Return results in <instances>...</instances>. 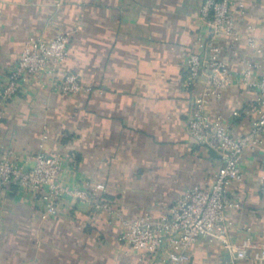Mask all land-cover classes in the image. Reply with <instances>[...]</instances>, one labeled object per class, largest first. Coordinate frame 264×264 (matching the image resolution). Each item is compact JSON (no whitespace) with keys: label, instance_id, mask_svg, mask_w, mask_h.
Wrapping results in <instances>:
<instances>
[{"label":"crops","instance_id":"0c3cea01","mask_svg":"<svg viewBox=\"0 0 264 264\" xmlns=\"http://www.w3.org/2000/svg\"><path fill=\"white\" fill-rule=\"evenodd\" d=\"M204 0H0V84L26 41L70 33L62 70L91 91L61 92L53 77H31L0 120V154L43 152L68 158L67 186L104 184L109 213L66 198L55 216L46 203L17 189L0 191V264H159L121 241L126 220L157 217L193 185L207 186L221 167L199 144L188 121L201 83L186 88L187 54L203 31ZM240 41H221L232 71L264 70V0H248L236 26ZM257 40L252 48L246 35ZM260 111L256 89L232 86L208 106L213 122L246 135ZM48 135V139L43 137ZM242 181L231 195L222 238L264 242V145L247 151ZM257 250L236 259L227 245L202 239L189 264H257Z\"/></svg>","mask_w":264,"mask_h":264},{"label":"built area","instance_id":"2783aa9c","mask_svg":"<svg viewBox=\"0 0 264 264\" xmlns=\"http://www.w3.org/2000/svg\"><path fill=\"white\" fill-rule=\"evenodd\" d=\"M248 0H204L198 20L203 31L199 35L196 52L187 54L186 88L199 83L200 93L195 97L188 121L189 132L201 145L215 151L221 167L210 185H193L184 195L166 206L157 217L126 220L121 241L136 251L141 258L156 256L159 264H189L191 252L202 239L214 242L220 239L234 253L236 259L247 260L251 250H257V264H264V242L254 243L247 238L241 244L230 245L221 234L227 224L228 213L239 207L231 197L242 181V164L247 151L264 145V70L246 68L232 71L224 57L221 44L225 38L240 41L236 26L245 13ZM246 41L255 48L256 38L248 33ZM70 33H58L49 38L33 37L24 49L8 77L0 84V120L5 108L15 100L21 86L31 77H53L63 94L88 93L91 88L80 77L62 70L69 56ZM256 89L260 111L246 135L236 137L223 121L213 122L208 113L211 99L219 100L232 86ZM1 133V131H0ZM48 139V135L43 137ZM68 158L61 154L37 153L21 158L12 150L0 154V191L19 190L32 194L46 203L45 217L55 216L66 198L88 205L93 211L110 213L111 206L103 199L104 184L89 187L67 186L63 180ZM264 196V178L260 183Z\"/></svg>","mask_w":264,"mask_h":264}]
</instances>
